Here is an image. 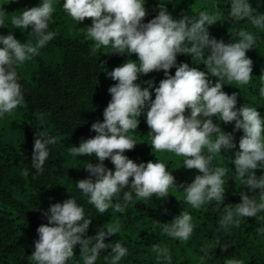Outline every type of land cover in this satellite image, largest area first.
Here are the masks:
<instances>
[{
    "label": "clouds",
    "instance_id": "obj_1",
    "mask_svg": "<svg viewBox=\"0 0 264 264\" xmlns=\"http://www.w3.org/2000/svg\"><path fill=\"white\" fill-rule=\"evenodd\" d=\"M57 2L59 0H38L36 5L22 8L19 14L11 16L15 29H31L28 32L32 39L27 42L16 38L11 31L0 35V119L25 102L16 68L37 56L39 50L55 38L56 32L49 30V22ZM146 2L62 0L64 11L73 21L80 23L91 18V25L85 29L87 37L94 42L93 52L110 47V52L137 55L136 60H127L107 73L117 83L108 88L111 99L103 111V120L97 119L91 124L96 135L82 139L71 149L74 156L94 154L98 158L96 164L87 161L83 165L89 177L76 181L75 186L98 213L113 207L123 213L133 201V194L136 200L152 198L153 194L160 198L177 187L165 162L157 159L136 163L123 154L136 145L131 133L138 129L139 117L145 114L152 149L182 156L184 167L199 172L191 183L182 186L187 204L194 209L209 204L214 210L221 208L230 174L228 168L215 165L213 161L223 150L247 191L240 192L239 203L223 207L221 228L239 227L240 220L246 217L264 220V116L256 106L236 107L238 94L222 90L224 81L238 85L251 81L252 60L246 56V51L255 48L257 35L242 29L238 32L239 40L225 43L211 37L209 32V26L224 15L218 9L202 10L196 15L181 13L176 17L160 0L157 14L144 23L143 18L148 14ZM7 13L0 5V26L5 25ZM229 18L233 21L247 19L255 29L264 31V12L253 8L249 0H230ZM178 54L202 61L207 72L188 63L177 64ZM173 67L176 70L171 75L168 70ZM154 70H164L165 78L154 87L155 98L151 99L154 82L144 81L146 87L134 82ZM209 75L217 78L215 83L207 78ZM260 95L264 96V87ZM221 121H235L234 131L243 132L238 150L231 154L229 150L236 148L233 133L222 130ZM55 143V136L44 132L36 134L30 161L37 174L43 173L50 155L49 146ZM106 158L114 165V170L105 166ZM258 168L262 170L259 176L253 171ZM22 174L28 176L29 169L25 167ZM257 189L259 191L255 192ZM121 193L122 201L117 199ZM42 214L47 223L37 228L39 238L31 254L32 264H69L77 244L83 264H96L101 253L108 249L103 257L105 264H120L129 254V249L119 240L111 245L104 242L106 237L119 232V224L109 225L94 236L86 235L91 220L72 195L62 203L51 204ZM194 229L193 217L188 211L162 224L168 237L181 242H187ZM259 234L264 235V228ZM216 243L219 245L218 241ZM210 247L201 249L200 264L210 255ZM151 250L162 264H171L172 255L167 246L154 243ZM225 264H245V261L228 258Z\"/></svg>",
    "mask_w": 264,
    "mask_h": 264
},
{
    "label": "trees",
    "instance_id": "obj_2",
    "mask_svg": "<svg viewBox=\"0 0 264 264\" xmlns=\"http://www.w3.org/2000/svg\"><path fill=\"white\" fill-rule=\"evenodd\" d=\"M7 2L0 0V5L8 12L5 25L0 26V35H7L11 31L16 38L27 42L32 39L28 32L31 29H15L11 24V16L19 14L22 8L36 5L38 0ZM158 2L147 0L145 7L148 14L142 22L147 23L154 18ZM160 2L166 3L168 11L176 17L181 13L196 15L202 10L212 12L218 9L224 15L209 26V32L211 37L225 43L239 40L238 32L242 29L257 35L255 48L246 51V56L252 60L251 81L246 85L224 81L226 84L222 85V90L227 94H238L236 107L242 104L256 106L257 111L264 116V96L260 95V89L264 87V31L255 29L247 19H227L230 0ZM249 3L258 12H264V0H249ZM90 25L91 18H85L80 23L73 21L64 11L62 0H59L49 22V30L56 32L55 38L40 49L37 56L16 68L25 102L0 119V264H32L31 254L39 238L37 228L47 223L43 211L51 204L64 202L71 195L83 205L86 218L91 220L87 236H94L109 225H120L119 232L106 237L104 241L111 245L119 240L129 249L128 256L120 264H162L151 250L154 243L169 248L171 264H200L203 255L201 249L209 245L210 255L204 264H225L228 258L243 259L245 264H264V235L259 234V230L264 228V220L246 217L240 220L239 227L230 226L224 230L220 226L223 207L239 203L240 192L247 191L236 176L234 165L229 162L227 155L222 150L213 161L215 165L228 168L230 174L221 208L214 210L213 205L209 204L194 209L185 202L182 186L191 183L195 175L199 174L198 170L184 167L182 156L152 149L151 130L145 114L139 117L138 129L131 133L137 141L136 145L123 154L136 163L156 162L157 159L165 162L177 187L171 188L166 197L160 198L153 194L152 198L136 200L133 194V201L123 213L117 212L114 207L98 213L75 186L76 181L89 177L83 165L87 161L98 163L94 154L74 156L71 149L78 146L82 139L96 135L91 130V124L97 119L103 120V111L111 99L108 88L117 83L107 73L127 60L137 59L135 53L127 56L110 52V47H101L93 52L94 42L87 37L85 29ZM180 62L207 72L202 61L189 55L178 54L177 64ZM175 70V67L169 69V74L174 75ZM164 78V70H154L141 75L134 83L146 87L144 81L152 80L154 85L150 92L151 99H154V87ZM207 78L213 83L217 80L211 75ZM234 124L235 121L220 122L222 130L233 133L236 148L229 150V154L238 150L239 139L243 135L242 130L234 131ZM42 132L55 136L57 143L49 146L50 155L44 171L37 174L30 160L36 134L39 136ZM104 164L114 170L109 159L106 158ZM25 167L29 169L28 176L22 174ZM253 171L259 176L262 170L258 168ZM117 199L122 201V193ZM182 211L192 215L195 225L187 242L170 238L162 230L163 223H170ZM107 251L110 249L101 253L96 264H105L103 257ZM79 252L80 245L77 244L74 246L75 256L69 264H83Z\"/></svg>",
    "mask_w": 264,
    "mask_h": 264
}]
</instances>
